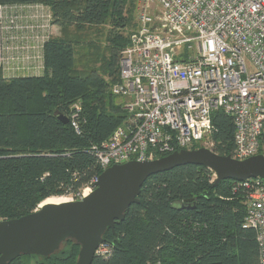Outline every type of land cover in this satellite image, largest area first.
Segmentation results:
<instances>
[{
    "label": "trees",
    "instance_id": "trees-1",
    "mask_svg": "<svg viewBox=\"0 0 264 264\" xmlns=\"http://www.w3.org/2000/svg\"><path fill=\"white\" fill-rule=\"evenodd\" d=\"M44 3L64 30L44 45L45 72L5 77L0 68V221L35 211L49 197L75 195L103 171L92 151L126 118L109 86L119 81L118 62L128 44L135 0H0ZM108 24L107 77L75 68L73 40L65 29ZM133 26V24H132ZM132 28V27H131ZM79 101V131L69 120ZM213 149L233 150L234 126L222 111L212 114ZM259 153L264 147V131ZM161 157V156H160ZM211 169L187 164L149 177L138 202L107 228L108 255L91 264H259L256 232L244 227L245 189L220 180ZM235 184V185H233ZM50 256L21 255L9 264H75L73 239Z\"/></svg>",
    "mask_w": 264,
    "mask_h": 264
},
{
    "label": "built area",
    "instance_id": "built-area-1",
    "mask_svg": "<svg viewBox=\"0 0 264 264\" xmlns=\"http://www.w3.org/2000/svg\"><path fill=\"white\" fill-rule=\"evenodd\" d=\"M135 4V21L118 62L119 81L110 87L112 95L124 98L120 106L126 118L107 140L92 147L102 170L179 149L213 146L212 114L217 110L234 126L230 156L243 160L259 154L264 131V0ZM52 23L47 4H0V68L5 77L44 74V45L56 36ZM79 111L77 101L68 117L77 132ZM96 179L67 196L83 198ZM234 182L245 189L243 226L255 230L259 264H264V179ZM109 252L104 242L95 251Z\"/></svg>",
    "mask_w": 264,
    "mask_h": 264
},
{
    "label": "water",
    "instance_id": "water-1",
    "mask_svg": "<svg viewBox=\"0 0 264 264\" xmlns=\"http://www.w3.org/2000/svg\"><path fill=\"white\" fill-rule=\"evenodd\" d=\"M68 122V118L58 115ZM193 164L207 167L220 180L264 179V155L243 160L220 155L207 147L179 149L153 160H130L105 168L81 199L39 204L35 211L0 221V264L21 255L50 256L64 241L79 245L75 264H91L107 228L122 220L131 204L137 203L142 184L151 176L175 167Z\"/></svg>",
    "mask_w": 264,
    "mask_h": 264
},
{
    "label": "rangeland",
    "instance_id": "rangeland-1",
    "mask_svg": "<svg viewBox=\"0 0 264 264\" xmlns=\"http://www.w3.org/2000/svg\"><path fill=\"white\" fill-rule=\"evenodd\" d=\"M45 5V4H44ZM136 9L133 12L132 24L135 21ZM53 24V23H52ZM129 26L126 31H124V35L132 29ZM108 24L102 25H92V26H84L82 29H77L74 26H69L65 29L66 34L73 40L74 43V51H75V68L80 69L82 71L89 70L91 68H95L102 75L107 77V71L105 70L106 61L108 60L109 55V40H108ZM52 34L56 36H63L64 30H61L59 25L53 24L51 26ZM111 85L109 86V92ZM112 101L114 105H121L124 103V98L118 95H113ZM204 147V146H202ZM211 150L213 152V146L210 145ZM264 155V147L262 148V153ZM57 198V197H55ZM62 200H70V196H59ZM73 198V197H72ZM43 203V202H42ZM39 207V205H38ZM37 207V209H38ZM62 246L60 247V249ZM59 249V250H60ZM57 252V251H56ZM55 252V253H56Z\"/></svg>",
    "mask_w": 264,
    "mask_h": 264
},
{
    "label": "bare ground",
    "instance_id": "bare-ground-1",
    "mask_svg": "<svg viewBox=\"0 0 264 264\" xmlns=\"http://www.w3.org/2000/svg\"><path fill=\"white\" fill-rule=\"evenodd\" d=\"M63 201H67V200H62L61 198H58V197L57 198L49 197V198L45 199L41 205H43L45 203H59V202H63Z\"/></svg>",
    "mask_w": 264,
    "mask_h": 264
}]
</instances>
